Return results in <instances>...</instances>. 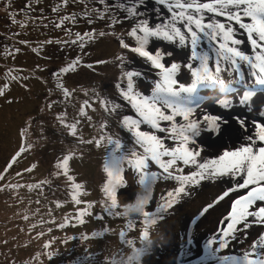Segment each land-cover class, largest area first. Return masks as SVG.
Masks as SVG:
<instances>
[{
  "label": "rangeland",
  "instance_id": "1",
  "mask_svg": "<svg viewBox=\"0 0 264 264\" xmlns=\"http://www.w3.org/2000/svg\"><path fill=\"white\" fill-rule=\"evenodd\" d=\"M141 1L28 0L29 11L24 13L20 5L24 0H0V91H3L0 95V264H89L99 263L105 258L125 263L135 248L145 246L142 240L144 218L135 213L127 217L109 215L104 210L106 196L103 191L108 180L104 164L111 151L106 138L111 136L120 140L123 148L116 153L117 156L133 149L142 153L143 149L135 144L132 133L121 126L123 117L130 115L109 114L102 107V101H110L111 97L122 98L116 86L119 84L120 88H127L128 80L124 75L127 72L138 71L147 75L144 82H148V86L162 81L161 69L130 50L137 46V42L129 33L140 21L146 20L150 28L159 25L142 17L136 9L137 5L145 7L140 4ZM52 3H59V6ZM133 6L138 15H130L126 11ZM62 8L68 11L67 15L60 13ZM53 11L57 13L54 12V19L49 23L46 19L52 17ZM20 17L25 23L23 26L18 24ZM78 34L83 37L82 40ZM85 34H92V38ZM121 40L130 48L121 47ZM166 41L162 37H150L146 48L153 53L161 52V63L166 67L172 63L180 65L174 77L177 81L174 88L179 89L180 85L189 87L194 80L192 69L200 67V61L192 58L191 42L187 40L181 45L176 38L175 41H168V45ZM171 45L184 57L177 56ZM196 50L209 55V67L214 69L216 53L201 45ZM135 56L139 57V63L132 60ZM77 60L79 63L74 70L62 71ZM189 64L191 69L187 67ZM221 67L219 75L232 86L233 91L225 94L219 91V87L201 86L195 93H185L199 101L198 107L195 103L190 105L195 107L192 119L199 116L203 102L205 106L215 104L222 109L235 107V102L239 100L240 103L250 87L256 95L240 105L253 113L259 109L253 107L252 99L264 94V91L255 85V78L243 73L241 80L239 73L232 71L230 65L222 62ZM151 72L155 73L157 83ZM139 80L138 76H133V88ZM58 85L67 88L71 95L65 96ZM103 93L108 95V99ZM223 99L231 102L229 107L218 104L217 101ZM129 106L136 112L130 103ZM81 109L87 115H81ZM178 119L177 124L187 123L180 115ZM73 123L77 125L76 136H72L66 127ZM247 124L245 120V126L242 128L240 125L233 136L217 140L213 137L220 130L218 133L208 131L204 124V134L201 131V135L194 138L195 145L190 147H203L204 160L214 159L225 149L235 150L241 146V141H247V137L254 133L256 135V124ZM160 126L169 129L171 122L160 121ZM140 127L141 131L155 132L162 138L169 134L166 131L161 135L158 131ZM102 136L105 140L101 147L81 142ZM255 140L254 147H264L257 137ZM165 144L174 146L171 140ZM22 148L25 150L21 151ZM70 153L74 155L68 161V173L64 175L57 164ZM13 158L15 163H12ZM122 167L125 185L117 189V200L124 205L133 202L144 191L138 183L137 173L127 161ZM180 167L183 172H176L175 175L199 171L195 165L181 164ZM147 170L158 174L163 172L154 162H150ZM69 176L74 181L69 180ZM237 176L211 177L199 184H189L186 188L188 195H183L164 213L162 220L149 226L152 243L139 264H143L145 257L151 259L152 264H183L173 259V254L177 253L175 248L183 243H199L177 255L183 259L190 252L194 261L188 264H204L207 258L212 264H221L218 258L233 256L238 249H250L264 235V225L252 223L250 227H245L239 224V230L234 233L235 239L229 235L208 247V252L213 250L216 258H209L207 253L197 259L196 255L202 247L199 242L201 237L215 229L219 216H224L231 208L235 195L243 189L238 187L240 181ZM73 182L82 185L78 197L81 204L72 199ZM177 187L179 182L175 179H157L145 210L154 213L158 204L162 203L161 198ZM226 191L229 194L220 200L219 197ZM89 204H92L91 208H88ZM208 205L213 206L201 215ZM261 206L264 202L257 201L250 210ZM83 209H88L91 214L84 215L85 222L80 223L77 217ZM252 220L253 217L248 218L249 222ZM61 224L65 226L59 227ZM121 231L126 234L125 240L132 241L135 248L122 241ZM94 233L103 235L94 236ZM223 240L228 241L227 247L220 248ZM45 244H50V247L45 248Z\"/></svg>",
  "mask_w": 264,
  "mask_h": 264
},
{
  "label": "snow or ice",
  "instance_id": "2",
  "mask_svg": "<svg viewBox=\"0 0 264 264\" xmlns=\"http://www.w3.org/2000/svg\"><path fill=\"white\" fill-rule=\"evenodd\" d=\"M158 3L165 5L171 13L169 23L150 28L146 20L140 21L129 33V35L135 38L137 46L130 48L123 40L120 41L121 47L130 48L132 52L145 58L152 66L161 69L162 81L156 85L152 97L142 96L140 93L134 92L132 78L133 76H139L140 73L138 72H127L124 74L128 80L126 89L120 88L119 84L116 86L120 91L121 97L128 101L136 110L139 117H141V119H136L131 116H125L120 123L122 127L132 133L135 138V144L139 145L143 149V152L138 153L133 149L127 154L117 156L116 153L123 148L120 140L113 139L111 136L106 138L107 145L111 146V151L104 164V171L108 176V180L103 188L106 196V200L104 201L106 207L104 210L109 215L115 216L127 217L134 213L138 214L144 218L142 222L145 224L142 232V240L145 242L143 248H135L132 241L125 240L126 234L121 231L120 236L122 241L135 248L133 254L127 258L125 264H139L142 257L150 250L152 243L149 238V226L155 225L158 220H162L164 213L171 209L175 203H178L183 195H188L186 188L189 184H199L205 178L240 175L245 178L243 183L238 185L239 188H249L250 185H256V187L251 188L247 195L240 197L233 203L231 213L227 218L229 220L227 229L223 230L224 237L231 235L235 239L234 233L239 230L237 228L239 224H244L245 227H250L252 223L264 225V206L250 210L257 201L264 202V147H254L255 141L253 137L248 136L247 140L251 143L241 145L239 148L231 151L225 149L221 155L214 159L204 160L203 162L198 161L197 158L200 157L202 149L190 147V145H195L196 140L194 138L201 135V123L207 125L206 130L218 133L221 123H226V121H222V118L219 116L207 114L203 116L202 121L192 119L195 107L190 105L195 103V106L198 107L199 101H193L191 98L187 100L180 99L182 92L192 94L201 86L219 87L225 94L232 92L233 89L219 75L222 71V62L230 65L232 71L239 73L241 80H243L241 66L242 64H247L251 69H254L251 74L255 78V85L259 86V90L264 91V0H204V2L202 0H158ZM126 11L130 15H138L135 6L126 9ZM205 13H210L214 17H225L227 21H234L236 25L244 29L247 33L248 41L252 46L253 55L245 53L238 47L244 41L235 38L236 28L234 26L214 19L208 23H204ZM245 18L250 22H245ZM178 23L184 25L190 36L186 35L181 28L176 26ZM139 33H142V35ZM201 34L209 41H216L218 44L215 50L216 61L214 69L209 67V55L207 53H198L196 50L202 39ZM85 35L92 38V34ZM100 35H104V33H100ZM150 37H162L168 41H175L178 38L181 45H184L190 39L192 58L200 61V67L192 69L194 80L189 87H184L183 85H180L179 89L173 87V85L177 84L174 77L179 71L180 65L172 63L170 67H166L161 63V52L157 51L153 53L148 51L146 45L149 43ZM78 38L83 39L79 34ZM218 38H222V42ZM118 59L122 60L123 57H118ZM78 63L79 61L77 60L62 71L68 72L74 70ZM187 67L192 68L191 64L187 65ZM223 70L227 71L228 69ZM57 76H59V73ZM58 86L62 88L65 96L71 95L67 88H63V85ZM0 95H3V91H0ZM254 95H256L255 91H247L240 103L246 104ZM158 102H162L166 107L171 108L172 114L168 115L161 111V108L157 107ZM218 103L224 107H229L231 102L223 99L219 100ZM102 107L105 112L112 114L121 105L104 100L102 101ZM81 115H87V113L81 109ZM177 115L182 116L187 123L177 124L175 120ZM260 115L264 116V111H261ZM160 121H170L171 127L169 129L162 128ZM237 121L242 128L245 126V120L237 117ZM142 123H146L151 128L160 132L167 131L169 135L162 138L156 135L155 132L141 131L140 125ZM253 123L256 124L257 128L256 137L260 142L264 143V124H257L255 121ZM66 127L70 129L72 136L77 135V125L75 123L66 125ZM101 127H106V125H101ZM165 139L178 141V143L173 147H168L164 143ZM104 140L105 137L102 136L99 139L81 142L95 143L96 147H101ZM24 150L23 148L21 149V151ZM73 155L74 153H70L57 164V168L63 169L64 175L68 173V161ZM125 161L137 173L139 177L138 183L142 186L144 194L137 195L133 202L121 205L117 200V189L125 185L122 176V165ZM15 162L16 160L13 158L12 163ZM150 162L157 164L163 172L158 174L148 171ZM181 164L195 165L199 171L191 172L189 175H175L176 172H183V168L180 167ZM9 167H11V164ZM169 178L177 180L179 187L167 192L166 196L161 198L162 203L158 204L154 213L146 211V205L151 199L153 184L157 179ZM68 179L74 181L73 177L69 176ZM35 187H39V185ZM72 188L73 201L76 204H81L82 201L78 197L82 185L73 182ZM228 194L229 192L226 191L219 199H224ZM212 206L208 205L204 208L201 215ZM91 207L92 204H89L88 208ZM121 208L124 210L115 211ZM86 214H91L88 212V209L80 211L77 217L80 223L85 222L83 216ZM249 217H253L251 222L248 221ZM100 218L102 219V217ZM64 226L63 224L59 225L61 228ZM129 226L131 227V221H129ZM40 235H43V233ZM93 235L101 236L103 233H94ZM87 238L84 237V239ZM69 239L74 238L70 237ZM227 243V240H223L219 247H227ZM48 247H50V244H45V248ZM208 257L216 258L213 250H209ZM218 259L221 261V264H264V235L261 236L260 240L254 242L251 248L246 250L243 255L226 256ZM112 264H117V262L113 261Z\"/></svg>",
  "mask_w": 264,
  "mask_h": 264
},
{
  "label": "bare ground",
  "instance_id": "3",
  "mask_svg": "<svg viewBox=\"0 0 264 264\" xmlns=\"http://www.w3.org/2000/svg\"><path fill=\"white\" fill-rule=\"evenodd\" d=\"M145 2V3H144ZM204 2V0H202ZM141 5L145 6L146 8H149L148 15L153 18L155 21L158 20L163 24L169 23L171 19V13L168 11L167 7L165 5H161L158 3V0H155V2H150L149 0H143V2H140ZM145 11V10H144ZM205 19L204 23H208L211 20H218L220 22H224L226 24H231L236 28L235 32V38L243 40L244 43L242 45H239L238 47L241 48L242 51L249 55H253L252 46L247 38V33L244 29H241L239 25H236L234 21H227L225 17L222 16H213L210 13H205ZM245 22H250L245 18ZM177 27L181 28L182 31L185 32L186 35H189L184 27L183 24H177ZM195 30V29H194ZM201 42L199 45L203 47H207L209 51L212 53H216V48L218 47V44L216 41H209L206 37H203L201 34ZM222 42V38H218ZM190 40V39H189ZM243 73L246 76H252V72L254 69H251L247 64H242ZM218 102V101H217ZM220 104V103H218ZM252 104L254 108H258L254 113L252 110H245L239 103V100L235 102V107H232L231 109H222L220 105H207L205 106L204 102V113H209L208 115L213 116H219L222 118V121H226V123H221L220 127V133L213 137V139L217 140L219 138H225L226 136H233L236 130L240 129V124L237 121V117L240 119L248 121L249 126H252L253 121L257 122L258 124H264V116H259L258 113L260 111H264V94H261L260 96L252 99ZM206 115V114H205ZM233 118L235 120H233ZM224 140V139H223ZM222 140V141H223Z\"/></svg>",
  "mask_w": 264,
  "mask_h": 264
},
{
  "label": "flooded vegetation",
  "instance_id": "4",
  "mask_svg": "<svg viewBox=\"0 0 264 264\" xmlns=\"http://www.w3.org/2000/svg\"><path fill=\"white\" fill-rule=\"evenodd\" d=\"M28 0H24V2L23 3H21L20 5L23 7V12L25 13V11H29V9H27V6H29L28 5V3H26ZM130 1H132V0H130ZM134 3V2H133ZM51 5H53V6H56V7H58L59 6V3H56V4H51ZM146 6V5H145ZM25 7V8H24ZM136 9L140 12V14L142 15V17H146L148 20H150L153 24H159V25H164L163 23H161L160 21H158V20H154L153 18H151L149 15H148V8H146V7H140V6H138L137 5V7H136ZM145 10V11H144ZM54 12H56V11H53V12H51L52 13V17L51 18H47L46 20H47V22H52L53 21V19H54ZM66 12H68L67 10H65L64 8H62V12H60V13H65V15H67L66 14ZM57 13V12H56ZM149 21V22H150ZM44 22H45V20H44ZM54 23V22H53ZM18 24H20L21 26H23V25H25V23L22 21V18L20 17V19H19V22H18ZM166 44H168V45H170L169 43H168V41H166L165 42ZM169 47V46H168ZM171 47H172V49L174 50V53L177 55V56H179V57H184V54L183 53H178V52H176L175 51V48L171 45ZM184 48V47H183ZM132 60L134 61V62H136V63H139V57L138 56H135V57H132ZM150 75H152V77L155 79V83H157V78H156V76H155V74L153 73V72H151V74ZM140 80L138 81V83H137V85H142L143 87H141V89H134V92H138V93H140L141 95H143V96H146V97H152V95H153V92H154V90L156 89V85L154 86V88L153 89H150V88H148V87H146V86H148L147 85V83L148 82H144V81H146V80H144V77L143 78H140V77H138ZM187 77H185V79H186ZM154 84V83H153ZM105 85H107V84H105ZM186 95L187 94H185V93H181V95H180V97H181V99L182 100H187L189 97H186ZM106 97L108 98V95H106ZM110 101H112V102H114L115 104H119V105H121V107L119 108V109H117V111L116 112H120V111H123V110H125V111H127L128 113L130 112L131 114H133V112L131 111V110H126L124 107H122V104H126V100H124L123 98H119V99H116V98H114V97H111L110 99H109ZM197 101V100H196ZM157 107H160L161 108V111H163V112H165V114H168V115H170V114H172V109L171 108H168V107H166L162 102H158L157 103ZM204 102H203V104H202V107H201V111H200V113H199V116H197L196 118L198 119V120H201L202 121V118H203V116H204ZM127 112L124 114V115H128L127 114ZM136 113V112H135ZM175 120H176V122L179 120L178 119V115L176 116V118H175ZM150 128L151 127H149V130H150ZM201 128H202V134H204V123H201ZM161 134H164L165 132H160ZM169 135V134H168ZM252 137H253V140L254 141H256L255 140V138H256V135H255V133H254V135H251ZM171 140V139H170ZM172 141V144L175 146V144L176 143H178V141H173V140H171ZM166 142H168V141H166V140H164V143H166ZM247 144H249V141L247 140V141H241L240 142V145H247ZM202 149V151H201V155H200V157H198L197 159H198V161H200V162H203L204 161V148L202 147L201 148ZM196 167V166H195ZM189 170V169H188ZM238 177V179H239V181H240V184L241 183H243V180H244V178L245 177H242V176H240V175H238L237 176ZM249 187H256V185H250ZM246 191H249L248 190V188H243L238 194H242V193H244V192H246ZM236 196V195H235ZM232 202H233V200H232ZM228 217H229V215H228ZM221 219H222V216L220 215L219 216V219H218V222H220L221 221ZM217 227V226H216ZM215 227V228H216ZM224 228H225V226H224ZM210 236H212V233H208V234H205V235H203L202 237H201V239H200V245L203 247L204 246V248L205 249H207L208 247H210V245L211 244H213L214 243V240L215 239H218V238H220V237H222L223 236V230L222 231H220V232H218V236L217 237H215V238H212V237H210ZM235 237H236V235H235ZM211 242V243H210ZM198 242H192V243H183V244H181V245H179L178 247H176L175 248V250L177 251V253H175V254H173V259L175 260V262L176 263H178V261H182V263L183 264H188L189 262H192V261H194V256L189 252L187 255V257H184L183 259H181V258H178L177 257V255H179L180 253H184L185 252V250H186V248H188V247H190V248H192L194 245H196ZM199 244V243H198ZM201 249V248H200ZM197 256H199V253H197L196 254ZM241 255H243V253H241V252H238V250H236L234 253H233V256H241ZM219 257H220V255H219ZM221 258V257H220ZM197 259H199V257L197 258ZM220 263H221V261H220ZM101 264H112V262H105V263H101ZM143 264H152V260L151 259H149V258H144L143 259Z\"/></svg>",
  "mask_w": 264,
  "mask_h": 264
},
{
  "label": "clouds",
  "instance_id": "5",
  "mask_svg": "<svg viewBox=\"0 0 264 264\" xmlns=\"http://www.w3.org/2000/svg\"><path fill=\"white\" fill-rule=\"evenodd\" d=\"M227 85H229V84H227ZM103 86H104V84H103ZM242 86V85H241ZM242 87H244V86H242ZM246 87H248V86H246ZM247 91H250V90H252V88L250 87V89H246ZM219 91L221 92V90H220V88H219ZM103 95H105V97H106V94L105 93H103ZM189 95H186V97H188ZM106 99H108L107 97H106ZM191 99H192V97H191ZM193 101H196V100H194V99H192ZM122 107H124L126 110L128 109V110H131L132 112L134 111V110H132L131 108H130V106H129V103H128V101H126V104H122ZM127 111H125V110H123V111H120V112H115L116 114H121V115H124L125 113H126ZM127 114L128 115H130V116H134V117H138L139 118V115H138V113L136 112L135 113V111L133 112V114H131L130 112L128 113L127 112ZM140 126H142V128H146V129H149L148 127H149V125H146V124H141ZM150 130H152L153 131V128H150ZM170 140V139H169ZM169 140H166V141H169ZM220 144V143H219ZM250 191V190H249ZM249 191H246L247 193L249 192ZM245 193V192H244ZM244 193H242V194H236V196L234 197V200L236 201L237 199H239L240 197H242L243 195H245ZM233 200V203L235 202ZM233 205V204H232ZM231 210H232V206H231V208L229 209V210H226V212H225V214H224V216L221 214V216H222V219H221V221L220 222H216V228L213 230V231H210V232H206L205 234H208V233H212V236H210V237H212V238H215V237H217L218 236V232H220V231H222V230H225V228H224V226L226 225V223L229 221L227 218H228V215L231 213ZM204 234V235H205ZM224 236H222V237H220V238H218V239H215L214 241H221V239L223 238ZM249 250V249H248ZM238 252H241V253H244L245 251L243 250V249H238ZM208 253V248L207 249H205L204 248V246L203 247H201V249H200V251H199V258H201V257H203V256H205L206 254ZM111 260V262H113V261H115V260H112V259H110ZM110 260H108L107 258H105L103 261H101V262H92V263H89V264H101V263H105V262H110ZM117 262V264H125V263H122V262H119V261H116ZM204 264H212V261H209L208 260V258L207 259H204Z\"/></svg>",
  "mask_w": 264,
  "mask_h": 264
}]
</instances>
